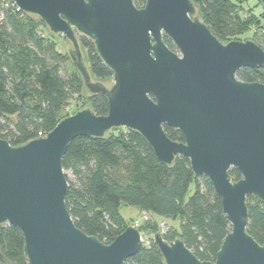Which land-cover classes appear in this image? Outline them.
Instances as JSON below:
<instances>
[{"label": "water", "instance_id": "95a60500", "mask_svg": "<svg viewBox=\"0 0 264 264\" xmlns=\"http://www.w3.org/2000/svg\"><path fill=\"white\" fill-rule=\"evenodd\" d=\"M11 1L70 42L67 53L86 89L108 102L105 115L77 109L17 146L0 137V225L21 231L27 264H123L138 251L134 225L105 244L77 228L65 204L62 159L70 142L115 128L139 133L167 165L187 157L194 175L213 184L230 224L214 261L199 260L180 238L154 233L164 264H264V243L246 231V197L264 203V84L236 76L264 67V49L252 39L219 41L191 0H145L142 7L132 0ZM77 34L92 40L113 72L109 87L92 79ZM164 125L183 141L171 140ZM0 263L10 264L1 251Z\"/></svg>", "mask_w": 264, "mask_h": 264}, {"label": "trees", "instance_id": "16d2710c", "mask_svg": "<svg viewBox=\"0 0 264 264\" xmlns=\"http://www.w3.org/2000/svg\"><path fill=\"white\" fill-rule=\"evenodd\" d=\"M132 1L136 7L145 2ZM191 1L197 15L223 43L239 40L238 35L251 27L264 35V25L260 24L264 8L255 14L252 7L244 6L248 0ZM52 34L39 17L17 9L11 0H0V137L12 146L36 138L38 132L47 134L64 118L61 112L70 101L87 90L68 53L56 48ZM77 38L92 79L102 83L111 80L113 72L99 57L92 40L81 34ZM163 40L175 50L167 36ZM259 45L264 49V40ZM236 76L264 84V67L242 68ZM88 93L87 107L97 115L107 114L106 97ZM163 129L171 140L183 141L179 131L166 125ZM62 167L68 183L65 204L75 226L105 244L133 223L121 215V205L176 221L177 226L169 225L172 231L162 234L163 238H180L201 261H214L230 229L211 181L194 175L185 156H176L170 165L161 162L136 131L115 128L101 138L76 137L63 156ZM229 175L233 181L241 178L234 168ZM191 184L194 189L189 194ZM246 205V231L262 244L264 203L250 195ZM136 227L154 234L158 221L146 219ZM23 246L18 228L0 225V251L10 264H27ZM123 264H164V259L150 239L148 244L141 242L138 251Z\"/></svg>", "mask_w": 264, "mask_h": 264}, {"label": "rangeland", "instance_id": "374dc122", "mask_svg": "<svg viewBox=\"0 0 264 264\" xmlns=\"http://www.w3.org/2000/svg\"><path fill=\"white\" fill-rule=\"evenodd\" d=\"M245 7H252L255 14H261L263 12L262 5L258 4V0H248L244 5ZM260 24L264 25V16L260 17ZM45 34L48 33L47 29L43 26L40 27ZM52 40L54 41L56 48L62 53L67 54L68 50L71 48L70 42L61 34H52ZM238 37L240 39H252L255 38V42L258 44H263L264 35L258 28L251 27L247 29L243 34H239ZM96 80V79H93ZM106 86H110L112 84V79L103 81ZM88 91L84 90L83 96H79L70 101L69 105L64 108L61 112L62 117H66L72 113H74L77 109L88 106ZM194 185L191 184L189 188V194L193 191ZM119 212L125 218V220L129 223H132L135 227L140 225L146 219H156L158 221V231L161 234L166 233L167 231H172L169 225L177 226V222L171 219H165L158 216H152L146 212H139L137 208L128 205H121L119 208ZM141 232V231H140ZM174 232V231H173ZM142 243L148 244L150 239H153V234L141 232Z\"/></svg>", "mask_w": 264, "mask_h": 264}, {"label": "built area", "instance_id": "2783aa9c", "mask_svg": "<svg viewBox=\"0 0 264 264\" xmlns=\"http://www.w3.org/2000/svg\"><path fill=\"white\" fill-rule=\"evenodd\" d=\"M18 9V8H17ZM46 134H42L41 132H38V136L37 137H43L45 136Z\"/></svg>", "mask_w": 264, "mask_h": 264}, {"label": "crops", "instance_id": "0c3cea01", "mask_svg": "<svg viewBox=\"0 0 264 264\" xmlns=\"http://www.w3.org/2000/svg\"><path fill=\"white\" fill-rule=\"evenodd\" d=\"M262 8V7H261Z\"/></svg>", "mask_w": 264, "mask_h": 264}]
</instances>
